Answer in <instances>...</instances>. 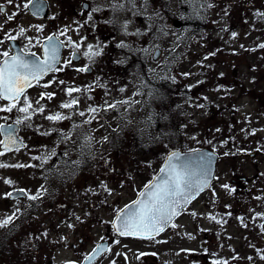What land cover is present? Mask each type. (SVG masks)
Returning a JSON list of instances; mask_svg holds the SVG:
<instances>
[{"label": "rangeland", "instance_id": "1", "mask_svg": "<svg viewBox=\"0 0 264 264\" xmlns=\"http://www.w3.org/2000/svg\"><path fill=\"white\" fill-rule=\"evenodd\" d=\"M49 1L48 20H35L22 7L30 0H19L21 6L16 17L19 29L23 28L39 43L51 30L59 33L66 30V35L62 36L80 45L78 50L84 56L81 66L91 65L96 70L92 76L85 73L60 76L57 73L36 85L26 96L33 108L43 107L44 112L33 113L30 120H23L24 113L18 111L24 106L23 99L11 112H0V123L22 119L19 135L27 143L24 150L14 153H5L0 148L3 153L0 164L8 165L0 167V217L28 210L27 198L13 200L6 193L24 189L28 195L44 192L42 195L48 197L37 200L41 203L38 212L37 209L27 212L31 213L29 218L20 223L15 235L5 242L0 239V264H62L82 259L106 238L111 241L110 251L95 264H112L113 261L115 264H192L193 254L206 252L210 264L213 258L222 259L219 264H226V260L227 264H239L230 262L237 249L235 215L234 221L220 233V210L224 205L220 194L213 191L219 192L228 186L239 166L245 170L254 167L248 156L240 158L242 152H256V164L264 172V48L260 47L264 44V16L258 15L264 13V0H204L199 32H193L191 26H183L181 0H147V5L144 0H135V8L126 0H119L124 8L115 12L113 0ZM84 3L90 5L89 10L83 7ZM84 14L88 17L83 20ZM78 17L83 20L81 26L77 25L81 21L76 22ZM3 22L1 19L0 27ZM186 37H190L187 43ZM89 45L94 46V50L100 45L101 55L89 59L85 55ZM179 45L182 48L177 51ZM157 48L160 53L154 61ZM177 54L179 61L175 60L174 64ZM168 67H172V85L185 86L192 91V98L185 100L177 121L179 113H172L176 117L169 124L168 133L152 141L158 158L152 153L142 161L141 156L128 150L134 146L130 134L135 122L132 118L141 113L139 105L147 98V88L154 87L151 79ZM76 82L78 84H72ZM46 84L48 86L44 87ZM69 88L81 91L69 96ZM42 93L53 96L48 99L45 95L40 99ZM72 99L78 101V109L60 107ZM124 100L129 103H116ZM151 100V105L162 112V97L156 99L153 95ZM105 102L116 103V108H107ZM7 104L0 101V107ZM90 108H96L97 112H90ZM100 109L108 115L105 118L121 130L120 135L116 133L114 155L112 152L104 154V158L91 167L71 151L68 146L71 139L65 141L58 136L63 131L69 133L74 117L80 112L84 113L86 121L91 120L93 135L100 136L103 127ZM57 112L70 118L46 119ZM173 127L188 132L182 137L187 144L206 146L220 154L215 186L192 205L189 215L176 224L177 228L170 227L152 240L119 238L111 226L116 212L151 180L170 150L181 148L175 136L177 132H172ZM145 140L147 143L144 137L142 141ZM105 144V148L95 151V156L107 151L108 141ZM61 152L67 155L72 167L56 161ZM108 159H112L109 164ZM84 165L90 169L85 171ZM231 194L228 212L236 214L235 194ZM213 216L215 220L211 219ZM186 221V228H183ZM223 253L228 254L227 258Z\"/></svg>", "mask_w": 264, "mask_h": 264}, {"label": "snow or ice", "instance_id": "2", "mask_svg": "<svg viewBox=\"0 0 264 264\" xmlns=\"http://www.w3.org/2000/svg\"><path fill=\"white\" fill-rule=\"evenodd\" d=\"M9 4L14 3V0H7ZM128 4L135 8V0H126ZM191 3V0H186ZM147 5V0H144ZM21 5H17L20 7ZM35 8V2L31 5ZM24 9L30 7L29 4L25 3L22 5ZM207 7H212L211 4H207ZM124 8V4L119 0H113L112 9L113 11H121ZM99 9H93L96 11ZM2 11V8H0ZM39 11V9H36ZM134 14H136L134 12ZM260 16H264V13H258ZM13 15L5 13V20L11 21ZM91 19V16H89ZM125 29L127 25L124 26ZM2 30V29H0ZM24 29H20V34L23 35ZM66 30L62 31L60 35H65ZM9 39H15L16 37L8 34ZM235 36V33H233ZM31 43V41H29ZM73 48L78 49L79 44L68 41ZM64 46V43L60 41L56 35L49 36L43 47V59H39L35 56V53H28L27 56L18 53L14 56H9V52L5 51L2 55L5 57L4 60L0 61V101H8L6 107H0V112H11L17 105L21 103L23 97L24 106L18 108V111L24 113L23 120H30L31 115L35 112H44L43 107L33 108L32 102L26 96V90L33 86V82H39V80L49 72L60 71L56 65L60 63V49ZM264 48V44L260 45ZM102 47L100 45L94 46L89 45L88 50L85 53L89 59H93L101 55ZM71 63V60L66 62ZM77 71H88L87 68L77 69ZM61 84L64 81H60ZM48 85H44L47 87ZM91 87V86H90ZM123 90V89H121ZM79 92L81 89L69 88L67 89V95L71 96L73 92ZM45 95L48 99H51L53 94H41L40 99H44ZM39 104V100L36 101ZM107 108H116V103L127 104L129 101H117L116 103L107 104ZM78 105L76 99H72L68 103H62V108H73ZM90 112L96 113V108H90ZM80 116H84L83 112L79 113ZM70 117L55 113L54 115H48L46 119L49 121H59L69 119ZM23 121L21 118H17L15 123L21 124ZM85 123H91V120L85 121ZM74 128L77 126H73ZM0 131H3L8 137L7 141L0 142L4 144L5 149L8 148L9 144H16L17 140L13 137V133L16 131L11 125L5 128L0 125ZM219 131V129H217ZM47 134V133H45ZM70 136L67 134L62 135V140H69ZM91 140L90 135H84L85 144ZM3 153H0L2 155ZM47 160V157L44 158ZM8 165L0 164V167H7ZM14 167H26V165H14ZM11 183V181H6ZM209 185V165L206 164L202 159L196 162L188 158H183L178 152H173L168 157L167 164L160 169V174L155 178V181L146 185L145 191L140 193L139 199L135 200L132 204L128 205L123 209L114 224L117 233L120 236H135L142 239H155L157 235L165 231L167 227L173 229L177 228L173 220L180 214V211L184 209L185 205L189 204L201 191H203ZM224 187H228L225 185ZM20 193L26 196L30 200H36L39 195H28L26 190L20 189ZM6 196H11L12 193H6ZM195 216V213H192ZM13 216H9L4 220H0V227H3L10 223ZM77 219H79L77 217ZM215 220L216 217H211ZM242 219V218H241ZM219 222V221H218ZM71 227V225H69ZM264 229V225H261ZM118 243V241H117ZM110 249L107 247L97 246L93 253L86 258V264L91 262L101 253H107ZM115 264V261L112 262Z\"/></svg>", "mask_w": 264, "mask_h": 264}, {"label": "flooded vegetation", "instance_id": "3", "mask_svg": "<svg viewBox=\"0 0 264 264\" xmlns=\"http://www.w3.org/2000/svg\"><path fill=\"white\" fill-rule=\"evenodd\" d=\"M2 1L4 3L0 5V8H2V11H0V20L2 19L4 20V22L2 24V27H0V29H2L0 30V54L7 51L9 52V56H14L15 49L20 48L23 53H35V54L41 55V44L51 34H55L64 43L62 61H61L60 66L58 67L61 70L53 72L49 74L48 76H46L45 78L39 80L38 83H36L32 88L26 91V95L30 90L36 87V85H38L40 82H42L43 80L47 78L52 77L53 75L57 73L60 74V76H67V75H71L72 73H76L80 75H83V73H85L89 76H92L93 74H95L94 71L96 69L93 66L91 65L81 66L82 63L84 62L83 54L80 52V50L73 48L72 45L68 43L69 39L67 38V36L64 38L62 35H60V33L56 29L51 30L47 36L43 37L41 40V43H39L40 41L39 42H37V40L35 41L34 37L33 38L29 37L30 35L27 31H24L25 35L24 33L23 35H21L19 24L17 23V19H16V17L18 16V12H19V7H17L19 0H14V3L12 4H9L7 0H0V3ZM47 2H48V8H49L48 12H49L50 11V1L47 0ZM89 9H90V5L88 7V10ZM5 13L8 15H13V19L11 21L6 22ZM82 17L84 20V18L88 17V14H84V16L82 15ZM48 18H49V13H47V16L41 20H48ZM77 20H81V19H79L78 17L76 19V22ZM83 20L77 22V25L81 26V22ZM246 22H248L247 19H246ZM50 24L53 25L52 21H50ZM9 33L16 38L9 39V36H8ZM29 41H31V43H29ZM38 46H39V50H38ZM4 59L5 57L0 55V61ZM69 60H71V63L67 64L66 62ZM84 68H87L88 71H77V69H84ZM72 84H78V82L72 83ZM2 102L9 103L8 101H2ZM78 107H79L78 105L75 106L76 109H78ZM99 112L103 120L102 122L103 127L101 126L102 134L100 136L95 137L93 135L94 131H92L90 127L91 124L89 123L86 124L85 118L79 115L74 117V125L77 127L75 128L70 127L72 129L67 134L68 136H70V139H71V142L68 143V146L70 147L71 151L79 155L78 160H80L83 163H86L87 165H90L91 167H94L98 163L97 161H99L101 158H104V154L106 155L107 153L112 152L111 154L114 155V151H115L117 127L115 126L114 122L111 124V121L105 118L108 115L107 116L105 115V111L103 109H100ZM64 134H65V131H63L60 134V136H58L59 139H62V135ZM85 134L90 135L91 137V140L87 144H85V141H84ZM107 141L109 145L107 148V151H104V153H101L100 155L95 156L94 155L95 151L100 150L102 147L105 148V145H106L105 143ZM52 144L54 145L55 142H53ZM128 147H130V145H128ZM134 154L137 156L136 153ZM66 156L67 155L64 152H61L60 155H57L56 161L61 162L62 164L70 168L73 166V164L69 163ZM239 156L241 159H244L245 156H248L247 159L254 162L251 165L254 167L251 169L245 170L241 168L242 166H239L238 167L239 169H237V173L234 175V178L231 179L228 187H223L222 190H220L219 192L213 191V193H216V195L218 193L220 194L221 204L224 205V207L222 206L220 210V215H221L220 225L221 226H220L219 232L220 233L224 232L229 222L234 221L233 216L235 215V223H236V229H237V239H236L237 249L235 251V254L230 257V262L234 263L233 261H236V262H239V264H264V229L261 228V225H264V172H262L259 169L258 165L256 164V160H257L256 152H249V153L242 152L239 154ZM108 160L110 162H107V164L112 162V159H108ZM141 160L146 161L145 159H142V158ZM141 165L143 164L141 163ZM85 168L81 167V169H85ZM89 169L90 168L87 167L85 171H88ZM60 179L62 181V177H59V180ZM216 181H217V174H216L215 181L205 193L210 192L211 189L214 188ZM229 187L231 189H229ZM205 193L201 194L193 203H191V205L183 213V215L180 216L174 223L177 224L183 217H185L186 215L188 216L189 209L192 207L193 204L197 203L199 199L202 197V195H204ZM231 193L235 194L236 214H230L228 212V209H230L229 207L231 204V198L233 197ZM42 194L39 195L38 199L42 197L40 200H43V199L47 200L46 198L48 197L43 196ZM38 199L30 200L27 198L30 209H32L33 211L34 209L35 211L37 209V212L41 204L40 201L39 202L37 201ZM64 206H67V204H65ZM94 208L95 206L93 207V209ZM190 219L191 218L188 217V221ZM188 221L183 222L182 224L184 226L183 228H186L185 225L188 223ZM198 230L200 231L202 229L199 228ZM106 236L107 237L110 236L109 232L106 233ZM203 239L206 241L207 235H205ZM222 242L223 241L220 242L221 246L223 245ZM90 251H88L86 255ZM223 254H224V257L227 258L228 254H225V253ZM86 255H84L82 259H72V260H68L65 262L73 261V262L80 263L82 262V260L85 258ZM208 256H209L208 252L203 253V254H193L190 261L192 264H202L200 263L201 261L204 262V264H207V263L210 264ZM221 261L222 259H219V258H213L212 260L213 264H219V262ZM225 263L227 264V260Z\"/></svg>", "mask_w": 264, "mask_h": 264}, {"label": "trees", "instance_id": "4", "mask_svg": "<svg viewBox=\"0 0 264 264\" xmlns=\"http://www.w3.org/2000/svg\"><path fill=\"white\" fill-rule=\"evenodd\" d=\"M181 1L182 9L184 11L183 26H191L193 32H199V28L201 26L200 12L202 11V8H204V0H191V3L186 2V0ZM189 39L190 37H186L184 39L185 43H187ZM181 48L182 45H179V50L177 51H180ZM179 56L177 54L176 57H174V64L175 60H177ZM171 75L172 67H168L167 70L162 71L158 76H155L153 80L151 79V83L154 84V87L152 90H150L149 87L147 88V90H149L148 94H146L147 98L143 101H140L139 105L141 113L139 114V116L134 114L135 118H132L135 122H133L132 124V131L130 134L132 139L131 141L134 143V146L130 147L131 149L128 148V150H131V153H136L145 160H147V158H149L152 153H154L155 149L152 141L159 138V136L164 137V134L168 133L170 127L169 124L173 121V118L176 117V115H173L172 113H179L175 119V121H177L181 117L180 113L183 112V109L185 107V100L190 101L192 98L190 96L192 94V91L188 90L185 86L172 85ZM165 88H168V90ZM168 91H170V93ZM153 95H156V99L158 97H162L161 102L164 101V106L162 105L161 108L163 109L162 112H158L156 110L158 108L154 105H151L150 102L153 100H151ZM137 119H140V121L138 122ZM172 132L173 134L177 132L175 136L179 139L178 143L180 144L181 148H192L190 146L196 147L194 145L187 144V142L183 140L182 137L188 133L187 131H184L182 128L178 131V127H173ZM116 133L120 135V132L118 130ZM144 137L147 138V143L146 140L142 141ZM154 156V158H158L157 151H155ZM25 201L28 200L26 199ZM26 206L28 208L27 211H22L21 213L17 212L16 215L14 214L15 218L10 223L3 227H0V239H2V242H5L6 239L15 235L19 230L20 223L23 220H27L29 218L28 215H30L31 213L28 214L27 212H29L31 209L29 204H26ZM9 216L13 215L8 214L4 217H0V220H4Z\"/></svg>", "mask_w": 264, "mask_h": 264}, {"label": "water", "instance_id": "5", "mask_svg": "<svg viewBox=\"0 0 264 264\" xmlns=\"http://www.w3.org/2000/svg\"><path fill=\"white\" fill-rule=\"evenodd\" d=\"M35 2V8H33L31 5L33 4ZM29 5H30V7L28 8V10H29V13L34 17V18H36V19H43V18H45L46 16H47V13H48V2H47V0H31L29 3H28ZM83 6H84V8H88V6H87V3H84L83 4ZM36 9H39V11H36ZM176 25L179 27V26H181V23L178 21V22H176ZM54 34H51L50 36H53ZM57 37V36H56ZM58 38V37H57ZM59 39V38H58ZM60 40V39H59ZM46 41H47V38L43 41V43L41 44V49H42V56H40V55H38V54H35V56L37 57V58H39V59H43V56H44V53H43V47H42V45H44L45 43H46ZM61 41V40H60ZM18 53H22V54H24V55H26L27 56V54L28 53H23L22 51H21V49L20 48H16L15 49V55H17ZM159 53H160V49H156V51H155V54H154V57H153V59L154 60H157L158 59V56H159ZM62 56H63V47L60 49V62H61V60H62ZM60 65V63L59 64H57L56 65V67L58 68V66ZM52 72H49V73H47L46 75H44L42 78H44L45 76H47V75H49V74H51ZM41 78V79H42ZM36 82H33V85L35 84ZM29 89V88H28ZM27 89V90H28ZM26 90V91H27ZM1 125H3L5 128H8V126L9 125H11L13 128H15V132L13 133V137L17 140V143L16 144H9V146H8V148L7 149H5V147H4V144L2 143L1 145H2V149L4 150V151H7V152H12V151H15V150H17V149H23V148H25L26 147V143L21 139V138H19V136H18V132H19V125L18 124H16V123H10V124H6V123H2ZM0 133H1V136H2V142H4V141H7V139H8V137L5 135V133L3 132V131H0ZM173 152H178L180 155H181V157H183V158H188V159H190V160H192L193 162H196V161H199V160H203L206 164H208L209 165V185L203 190V191H201L191 202H193L201 193H203L205 190H207L210 186H211V184H212V182L214 181V179H215V174H216V170H217V163H218V159H219V154L217 153V152H215V151H213V150H211V149H209V148H207V147H196V148H193V149H176V150H172V151H170L167 155H166V157H165V160H164V162H163V164L161 165V167L159 168V170L156 172V174L153 176V178L150 180V182L149 183H152V182H154L155 181V178L160 174V169L161 168H163L166 164H167V162H168V157L173 153ZM148 183V184H149ZM147 184V185H148ZM145 188H146V186H144L143 187V189H141L140 191H139V193H138V195H137V197L132 201V202H130V203H128L127 205H125L123 208H121L118 212H117V214L115 215V217H114V219H113V223H112V226H113V229H114V231L117 233V230H116V227H115V224H114V222H115V220L117 219V216L119 215V213L123 210V209H125L128 205H130V204H132L135 200H137V199H139V196H140V193L141 192H143V191H145ZM12 193V195L10 196V198H12V199H15V198H20V197H24V195H22L21 193H20V191L19 190H15V191H12L11 192ZM190 202V203H191ZM189 203V204H190ZM189 204H187V205H185V207H184V209L183 210H181L180 211V214L177 216V217H175L174 218V220L175 219H177L184 211H185V209L189 206ZM173 220V221H174ZM168 228V227H167ZM166 228V229H167ZM165 229V230H166ZM164 232V231H163ZM162 232V233H163ZM162 233H160L159 235H161ZM118 234V233H117ZM119 235V234H118ZM159 235H157L156 237H158ZM122 237H135V236H122ZM99 246H101V247H107V248H109V242L107 241V240H105V241H103V242H101V243H99L98 244ZM97 245V246H98ZM97 246L94 248V250L97 248ZM93 250V251H94ZM93 251L88 255V256H90L92 253H93ZM105 253H103V252H101L92 262H91V264H94L99 258H101L103 255H104ZM87 256V257H88ZM86 257V258H87ZM86 258L83 260V262L81 263V264H86ZM65 264H77V263H72V262H68V263H65Z\"/></svg>", "mask_w": 264, "mask_h": 264}]
</instances>
